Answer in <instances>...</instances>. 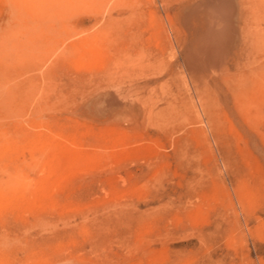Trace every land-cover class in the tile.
Instances as JSON below:
<instances>
[{"label": "rangeland", "instance_id": "rangeland-1", "mask_svg": "<svg viewBox=\"0 0 264 264\" xmlns=\"http://www.w3.org/2000/svg\"><path fill=\"white\" fill-rule=\"evenodd\" d=\"M0 264H264V0H0Z\"/></svg>", "mask_w": 264, "mask_h": 264}]
</instances>
